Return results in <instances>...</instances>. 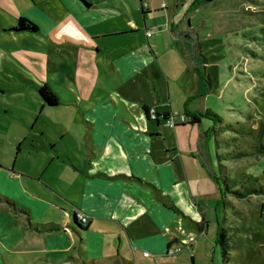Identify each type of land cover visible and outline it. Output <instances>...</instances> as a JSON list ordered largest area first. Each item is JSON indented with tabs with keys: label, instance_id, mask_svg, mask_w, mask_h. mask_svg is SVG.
<instances>
[{
	"label": "crops",
	"instance_id": "obj_1",
	"mask_svg": "<svg viewBox=\"0 0 264 264\" xmlns=\"http://www.w3.org/2000/svg\"><path fill=\"white\" fill-rule=\"evenodd\" d=\"M15 1L17 7L11 0H0V38L24 40L43 52L52 49L53 59L57 53L62 57L56 67L68 75L67 86L59 76L56 83L36 53L21 44L13 47L11 54L18 63L38 78L32 82L40 109L57 107L63 91L76 109L81 105V114L73 131L62 128L70 141L66 152L51 140L55 154H47L40 171L35 167L27 177L13 166L0 165V264H12L11 254L63 253L75 249L76 240L85 258L107 254L131 264H151V254L158 259L178 245L182 254L187 245L189 264L191 258L195 264L194 238L207 229L210 200L217 209L220 204L214 178L216 123L206 116L212 122L203 125L200 116L197 123L169 128L163 120H151L146 109L154 106L160 113H172L182 108L188 119L210 111L206 101L189 103L199 96L188 84L172 90L165 69L169 58L159 57L167 49L175 51L181 43L196 41L190 54L180 47L174 53L180 64L185 61L182 56L192 60L201 56V77L209 75L202 55L206 49L198 42L189 14L200 1L84 0L88 5L81 0ZM19 17L35 23L37 31L11 30ZM185 21L187 27L181 30ZM10 39L2 43L9 44ZM197 45L203 52L196 53ZM25 54L34 61L28 62ZM182 70L188 73L190 68L183 65ZM209 79L210 84L205 80L210 88V75ZM42 86L55 95L56 105L41 101ZM31 148L21 149L32 152ZM53 161L58 169L52 178L44 177ZM23 178L36 184L30 186ZM58 184L66 195L55 188ZM51 208L58 213L41 220ZM72 212L84 215L86 222L78 218V225L72 222ZM28 237L38 238L39 248L30 250ZM50 261L65 263L54 256Z\"/></svg>",
	"mask_w": 264,
	"mask_h": 264
},
{
	"label": "rangeland",
	"instance_id": "obj_2",
	"mask_svg": "<svg viewBox=\"0 0 264 264\" xmlns=\"http://www.w3.org/2000/svg\"><path fill=\"white\" fill-rule=\"evenodd\" d=\"M11 2L18 6L15 0ZM195 5V11L189 13L192 15L191 27L198 35V42L206 49L203 52L197 45L196 53L202 51V55L207 59L206 70L211 78V87L209 88L206 80L201 77L204 75L201 56L196 60L182 56L185 61L180 64L174 53L180 49L181 52L190 54L191 45L196 41L181 43L180 48L174 47L177 49L175 51L167 49L159 57L161 60L169 58L166 59L165 69L171 80L172 90L182 83L188 84L199 96L189 103L206 101L210 112L219 117L220 122H215V128L218 129L219 138L223 142L218 153L235 154L223 159L221 163L230 168L235 178L242 176L249 178V182L245 180L247 184L251 182L263 184L264 0H218ZM10 19L14 21L13 18ZM180 24L181 30L187 27V21ZM10 37L3 36V39ZM28 37L30 36L26 35V38ZM3 39L0 38V165L4 164L8 168L13 166L17 174L30 177L27 172L35 167L40 171L47 162V154H55L50 150L51 140H55V146L63 147L60 150L66 152V145L70 141L62 128L74 130L77 117L80 118L81 105L76 106L78 108L76 109L69 93L61 91L62 99L59 100L60 104L57 107L41 110L37 90L32 82L38 78L30 68L18 63L11 54L12 49L21 44L29 53H36L38 60H42L46 72L52 75L55 82L57 83L56 79L59 76L62 84L67 86L68 75L62 68L58 70L56 67L60 66L61 55L57 53V57L53 59L52 49L43 52L27 45V41L14 42L11 39L6 46L2 43ZM25 56L31 60L28 62L34 61L28 54ZM183 65L189 66L188 73L182 70ZM195 68L201 75L196 73ZM181 112L182 108L172 113ZM202 122L206 125L212 120L203 115ZM23 140L26 145L23 144L21 147L20 141ZM31 145L35 147L31 148ZM23 147L31 148L33 151H22ZM45 147L47 151H44ZM55 162L47 166L44 177L54 176L55 169H58ZM31 179L38 180L37 177ZM23 181L30 186L32 183L36 184L25 178ZM55 188L62 194L68 193L59 184ZM230 201L235 213L233 208L224 209L222 204H219L217 209L216 202L210 200L207 229L199 237H195L192 244L195 264H222L217 250L213 253L219 225L225 226L231 237H234L232 228L238 229L235 237L239 238L240 243L238 248L233 249L229 264H264V194L252 195L246 199L230 198ZM56 209H49L40 219L51 218V215L58 213L59 210ZM32 222L36 220L32 219ZM194 236H198L196 231ZM26 244L31 250L39 248L41 242L38 238L28 237ZM79 246L80 242L76 240L75 249L71 248L63 253L53 254L46 251L29 255L11 254L10 260L12 264H51L50 260L54 256L65 261L64 264H131L107 254L94 259L85 258L79 253ZM188 249L186 245L182 254L160 255L158 259L151 254V264H189L191 251ZM44 259L49 261L46 262Z\"/></svg>",
	"mask_w": 264,
	"mask_h": 264
},
{
	"label": "trees",
	"instance_id": "obj_3",
	"mask_svg": "<svg viewBox=\"0 0 264 264\" xmlns=\"http://www.w3.org/2000/svg\"><path fill=\"white\" fill-rule=\"evenodd\" d=\"M83 1L86 5H88L84 0ZM201 3H213L218 0H198ZM11 30L21 32V31H29V32H36L37 25L30 21L25 17H19L17 24L11 28ZM205 79L210 84L209 75L205 73ZM39 97L41 101L48 105L53 106L57 104V98L53 93H51L47 87L42 86L39 88ZM147 111V109H146ZM209 116L213 119L214 122H220V119L217 115L212 114L210 111H205L203 114H192L189 116V119L186 123H197L200 120V116ZM218 129L214 130V140L217 149L219 150L221 143L223 142L218 135ZM235 155L232 152L219 154L218 151L216 152V160L218 162V171L214 176L218 190H219V202L223 205L224 209L231 207L233 208V212L235 213L234 206L232 205L230 198L235 199H246L252 195H261L264 194V183L263 184H256L255 182H251L247 184L246 181H250L249 178H235V176L231 173L230 168L223 165L221 161L223 159H227L228 157ZM263 179H264V170L262 171ZM71 220L75 224H77V215L72 212L71 213ZM80 223H84L79 220ZM78 225V224H77ZM233 229L234 237H231L226 231L225 226L219 225L216 238H215V249L217 250L218 256L222 264H229L232 260V251L233 249L238 248L240 240L236 236V231L238 230L236 227ZM179 246V245H178ZM178 254V253H177ZM170 255V254H169ZM175 255V254H173ZM191 264H193L191 258Z\"/></svg>",
	"mask_w": 264,
	"mask_h": 264
},
{
	"label": "built area",
	"instance_id": "obj_4",
	"mask_svg": "<svg viewBox=\"0 0 264 264\" xmlns=\"http://www.w3.org/2000/svg\"><path fill=\"white\" fill-rule=\"evenodd\" d=\"M147 35H150V32H147ZM147 113L151 120H163L169 128H174L188 121V117L183 113H160L156 110L154 106L149 107L147 109ZM77 218L82 222H86V217L82 214H78ZM182 250V246L168 248L167 254H177L180 253ZM145 255H147V253H145Z\"/></svg>",
	"mask_w": 264,
	"mask_h": 264
}]
</instances>
